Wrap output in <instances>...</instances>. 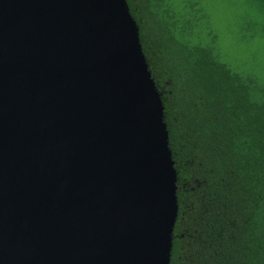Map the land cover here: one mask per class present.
Segmentation results:
<instances>
[{"label": "water", "instance_id": "obj_1", "mask_svg": "<svg viewBox=\"0 0 264 264\" xmlns=\"http://www.w3.org/2000/svg\"><path fill=\"white\" fill-rule=\"evenodd\" d=\"M164 110L127 0H0V264H171Z\"/></svg>", "mask_w": 264, "mask_h": 264}, {"label": "trees", "instance_id": "obj_2", "mask_svg": "<svg viewBox=\"0 0 264 264\" xmlns=\"http://www.w3.org/2000/svg\"><path fill=\"white\" fill-rule=\"evenodd\" d=\"M162 93L178 173L171 264H264V80L202 38L201 0H127ZM244 17L264 35V0Z\"/></svg>", "mask_w": 264, "mask_h": 264}, {"label": "rangeland", "instance_id": "obj_3", "mask_svg": "<svg viewBox=\"0 0 264 264\" xmlns=\"http://www.w3.org/2000/svg\"><path fill=\"white\" fill-rule=\"evenodd\" d=\"M245 0H201L208 12L202 38L217 37L222 60L241 74L256 75L264 80V35L256 34L244 17L247 12ZM180 11H186L187 0H174ZM245 4V5H244Z\"/></svg>", "mask_w": 264, "mask_h": 264}]
</instances>
